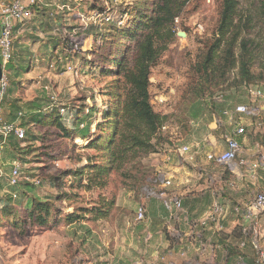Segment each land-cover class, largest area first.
<instances>
[{"label": "rangeland", "instance_id": "374dc122", "mask_svg": "<svg viewBox=\"0 0 264 264\" xmlns=\"http://www.w3.org/2000/svg\"><path fill=\"white\" fill-rule=\"evenodd\" d=\"M239 2V17L248 21L251 27L247 38L254 41L255 60L252 71L256 76L263 78L257 82L255 88L261 90L264 95V25L261 21V0ZM131 3L132 0H44L42 5L34 10L31 22L24 27L16 24L15 27L20 26L21 29L13 39L14 43L18 44L15 49L17 63L13 74L16 72L20 75L12 76L8 69L7 75L13 77L15 84L11 101L20 109L15 112L7 107L6 112L9 115L12 111L13 114L17 113L10 116L11 122L21 125L25 121L27 124L30 115L38 112L41 104H46L48 99L54 97L57 111L63 108H82L88 114L89 110L97 108L100 113L96 114V119L93 118L95 122L91 130L94 132L96 122L101 121L105 103L110 100L105 96V86L112 79L100 77L97 71L85 66V62L91 59L88 55L95 42L102 41L101 35H107L106 30L110 23H94L86 20V17L90 18L94 12L103 14L109 11L118 20L124 18L125 25L129 19L126 13L133 12ZM221 3L222 0H191L176 21L177 37L153 68L151 77L154 108L169 118L163 130L165 142L159 153L141 155L135 163L128 166L134 179L123 176V173H116L110 177L105 188L89 189L86 177L80 182L79 178L73 175H65L67 172L83 168L86 158L94 156V153L83 149L85 140L78 138L74 145L57 135L59 133L55 129L40 130L31 127L30 131L35 136H45L48 141L27 142L21 145L20 151L12 150L8 147L9 144L5 147L2 152L0 208L7 206L25 216L27 202L20 194L29 190L31 194L52 200L60 206L63 215L57 226L49 228L24 222L17 223L15 218L20 219L19 215H0V264H131L129 259L137 260L141 241L145 240L144 235L152 229L149 220L137 222L138 208L145 200L154 199L147 198V193L153 188L157 190L155 181L171 164L168 159H179L178 149L193 141L208 139L212 134L222 143L224 136L229 134V127L221 126L216 130L218 133L214 134L208 125L210 126L213 115L216 118L217 115L220 116L217 112L223 105L230 108L241 104V101L261 110L259 120L263 125L259 129L253 128L252 136L264 133V98L248 97L247 91L236 87L223 92L217 90L214 95H206L201 99H196L193 94L199 79L196 65L215 38ZM97 5L102 9L98 7L97 11ZM80 14L85 18L82 19ZM73 15L81 18L75 26L69 25L75 22ZM55 23L70 30H78L74 42L80 45L81 52L73 54L69 43L53 35V30L57 28ZM46 24L48 28L45 29ZM88 30L99 33L100 36L91 38L85 33ZM185 31L187 37H179V33ZM56 51L59 53H55ZM51 65L57 67L52 69ZM67 66H71L73 70L66 72L64 68ZM237 74V70L229 74L228 84L233 82ZM228 84L222 89H226ZM9 87L11 86L8 80ZM50 104L51 102L47 105ZM18 113L22 115L19 116ZM65 114L69 115L68 112ZM191 122H195L196 126L192 127ZM199 126L198 133L193 132ZM253 146L250 141L247 149ZM14 163L21 164L23 171V179L18 187H11L8 183ZM212 167L213 175L224 174L221 186L224 187L223 197L226 202L234 205L244 199L239 197L238 188L232 190L228 186V183L236 182L230 171L225 167ZM226 172L229 176L224 178ZM200 174L203 172H198V180ZM27 177L40 180L41 184L36 186L24 179ZM60 177H63L61 187L57 188ZM200 182L205 184L203 180ZM64 193L67 196L58 200ZM14 194L18 197L15 198ZM105 205L112 207L109 217L105 220H91L92 210L103 209ZM72 214L86 217L74 225H69L64 216ZM234 219V216H229V220H232L230 222L236 224V227L238 221L235 223ZM225 222L227 223L228 219ZM161 228L160 231L168 232L167 228ZM180 229L178 225L176 233H179ZM259 229L264 232L263 223H259ZM150 240L151 238L146 240L147 243Z\"/></svg>", "mask_w": 264, "mask_h": 264}, {"label": "trees", "instance_id": "16d2710c", "mask_svg": "<svg viewBox=\"0 0 264 264\" xmlns=\"http://www.w3.org/2000/svg\"><path fill=\"white\" fill-rule=\"evenodd\" d=\"M190 2L191 0H132L133 12L126 13L129 17L126 24L118 26L116 23H110L107 26V35H101L102 41L95 42L93 50L88 55L91 59L85 62V66L97 71L100 77H108L112 80L105 86L107 91L105 96L110 100L105 103V108L101 112V121L96 122L94 132L91 127L95 122L93 118L100 113L97 108L89 110L88 114L82 108L74 110L65 108L69 115H61L60 109L57 112L45 109L51 102L48 99L46 104H41V108L38 107V112L30 115L27 124L25 121L21 123L26 130V138L23 140L11 138L8 147L20 151L21 145L27 142L48 141L45 136H35L30 131L31 127L40 130L55 129L59 133L57 135L73 144L78 138L85 140L86 145L83 149L94 153V156L86 158V165L83 168L67 172L65 175H73L79 178L80 182L86 177L89 189L105 188L110 177L116 173H123V176L134 179L128 166L135 163L141 155L159 153L165 142L163 128L169 118L158 113L152 103V70L176 39V21ZM239 6V0H222L215 38L209 43L202 60L196 65L199 76L193 91L196 99L206 95L212 96L217 90L223 92L235 87L247 91L249 97L248 90L257 89L255 88L257 82L263 79L252 71L255 60L254 41L247 38L251 27L248 21L239 17ZM98 7V5L95 7L96 10ZM261 21L264 25V0H261ZM55 25L61 26L57 23ZM19 27L14 28V36ZM46 28H48L47 24ZM85 33L89 37L100 36L99 33L89 30ZM185 33L187 35L186 31ZM17 45L13 41L12 60L7 67L15 77L20 75L16 72L13 74L17 63L15 50ZM235 70L238 71L237 77L228 84V76ZM12 76L7 75L11 87L8 88L4 98V116L10 120L9 122H11L10 116L17 113L13 114L12 111L13 113L9 115L6 112L7 107L14 109L15 112L20 109L11 101V96L15 93ZM226 84H228L227 88L222 89ZM241 104L250 105L244 101H241ZM226 110H230L229 106L223 105L217 113L224 117L223 112ZM81 124H85V128L81 129ZM252 130L253 127L248 128L246 137L253 145L264 149V133L252 136L254 134ZM226 173L224 178L229 176V173ZM62 179L63 177H60L59 181L57 180V188L61 187ZM15 195L17 198L18 195ZM20 195L27 202L25 216L20 211L7 206L0 208V215L10 217L19 215L20 219L15 218L17 223H30L44 228L55 227L60 223L63 211L52 200L31 194L29 190H24ZM66 196L67 194L64 193L58 197V200ZM182 203L191 217L197 219L198 216L191 213L193 208L191 209L184 200ZM230 206L232 207L233 204ZM111 208V205H105L103 209L92 210L93 216L90 219L93 221L107 219ZM64 217L67 224L74 225L86 216L72 214ZM229 225V222H225L226 227ZM185 229L188 230L186 226ZM243 241L246 244L241 249L240 244ZM221 245L228 253V264L234 263L239 256L249 264H255L256 252L252 241L244 237L241 223L232 230L226 240H221Z\"/></svg>", "mask_w": 264, "mask_h": 264}, {"label": "built area", "instance_id": "2783aa9c", "mask_svg": "<svg viewBox=\"0 0 264 264\" xmlns=\"http://www.w3.org/2000/svg\"><path fill=\"white\" fill-rule=\"evenodd\" d=\"M44 0H1L0 1V63L3 72L0 81V178L3 177L2 171V152L8 145L11 138L23 140L26 138V130L17 122H9L4 118V98L8 90L7 67L12 60V46L14 39V28L16 24L24 27L32 21L34 16L33 9L42 4ZM66 7V6H64ZM82 19L85 17L80 14ZM81 19V18H80ZM86 20L101 23H116L118 26L123 25L124 18L118 20L115 16L106 11L105 13L94 12L90 18ZM78 30H70L68 27L60 26L53 30V35L60 37L64 42L70 44V51L74 53L81 52L80 45L74 42L77 39ZM54 65L50 68L55 69ZM64 70L71 71L73 68L67 66ZM250 97L254 99H263L264 95L261 90H248ZM51 104L47 107L51 112H57L54 97H51ZM59 110V109H58ZM260 108L254 105H237L234 110H226L224 116L234 119L235 116L247 117L251 120V127L259 129L263 123L260 122ZM66 109H60V114L65 115ZM22 114L20 113L19 116ZM81 129L85 128V124H81ZM165 127L163 128V130ZM248 134V125L239 121L235 124V129L224 136L223 140L226 149L223 152L212 151L207 155V160L218 167H225L230 171L232 177L237 180L248 178L249 181L256 182L260 178V170H264V154H258L256 160H250L242 156V141ZM260 147V146H258ZM189 149L182 148V152L186 153ZM238 170L240 174L238 175ZM222 176L208 178L209 185L213 190V202L211 206L202 214L200 218L194 219L189 212L183 207L182 199L176 195L168 193V188L172 187L171 178H166L163 174H159L156 185L160 188L157 190H149L147 198L151 197L161 201L162 205L169 214V220L178 225H185L188 233L183 236L193 237L200 244V248H210V242H206V234L220 235L226 232L225 221L230 215L243 225L244 237L252 241V245L256 252L255 264H264V232L259 229V223L264 226V191H256L245 202H237L232 207L223 197L224 187L221 186ZM23 179L22 166L14 163L8 178L9 186L17 187ZM34 185L41 184L40 180L24 178ZM233 190L237 189L236 182L228 183ZM16 198V195L14 194ZM147 220V210L145 205H141L137 211V222L143 223ZM245 242L240 244V248L245 247ZM212 249V248H211ZM236 264H249L242 256H239Z\"/></svg>", "mask_w": 264, "mask_h": 264}, {"label": "crops", "instance_id": "0c3cea01", "mask_svg": "<svg viewBox=\"0 0 264 264\" xmlns=\"http://www.w3.org/2000/svg\"><path fill=\"white\" fill-rule=\"evenodd\" d=\"M1 1V0H0ZM42 5V4H41ZM66 13V12H65ZM75 22L69 25H77L79 23V18L73 15ZM19 25V24H17ZM21 29V27H19ZM24 32V31H23ZM92 38V37H91ZM82 39H85L82 37ZM56 53H59L56 51ZM67 61V60H66ZM243 105V104H239ZM235 106H231L230 109L234 110ZM221 107V106H220ZM219 107V108H220ZM5 111V108H4ZM216 118L214 115L212 117L211 131L217 134L221 126H226L228 132L231 133L235 129V124L239 121H243L248 128L251 127V120L243 116H235L232 119L229 116H219ZM6 121L8 120L4 116ZM214 121V122H213ZM192 127L196 126L195 122L190 123ZM200 130L197 127L193 132ZM215 130V132H214ZM250 140L245 137L242 141V156L250 160H256L257 154H264V149L254 145L252 148L247 149ZM183 147H187L189 150L183 153L181 150ZM178 149L177 156L179 159L171 158V164L168 166V170H164L162 173L166 178H171L173 185L168 188V193L180 197L186 202L187 205L192 209L191 213L200 218L202 214L211 206L213 202V190L209 185L208 178L219 177V175H213L211 168H214L212 163L207 160V155L212 151L223 152L226 149L225 142H219L216 137L212 134L208 139H203L199 141H193L189 145H185ZM203 172L200 174V181H204L205 184L201 183L198 178V172ZM240 174L238 170V175ZM260 178L256 182L249 181L248 178L240 179L237 176L236 184L238 188L239 197L244 198L239 203L245 202L252 194L256 191H264V170H260ZM175 179V180H174ZM160 186L155 185V189H159ZM154 189V188H153ZM248 194V195H247ZM148 200V199H147ZM145 200V207L147 210V220L151 223L152 229L144 235L143 241H141L138 253H140L137 260H130L131 264H228L227 251L221 245V240H226L231 234L232 230L235 228L236 224L231 223L228 218L230 225L227 226L226 232L220 235H212V233H207L205 236L206 242H210L211 247L200 248V244L193 239V237L183 236L188 233L185 229V225H179L180 232L176 233V228L178 224L171 222L169 220V215L166 209L163 207L159 200ZM233 215H230V217ZM233 222H237L236 219ZM162 226V228H161ZM151 227V226H150ZM167 228L168 232L160 231L161 229ZM186 230V231H185ZM147 243L146 240L150 239ZM212 248V249H211ZM237 260L229 262V264H236Z\"/></svg>", "mask_w": 264, "mask_h": 264}, {"label": "water", "instance_id": "95a60500", "mask_svg": "<svg viewBox=\"0 0 264 264\" xmlns=\"http://www.w3.org/2000/svg\"><path fill=\"white\" fill-rule=\"evenodd\" d=\"M179 37H187L186 33H179ZM3 76V72H2V68H1V63H0V81L2 79Z\"/></svg>", "mask_w": 264, "mask_h": 264}]
</instances>
